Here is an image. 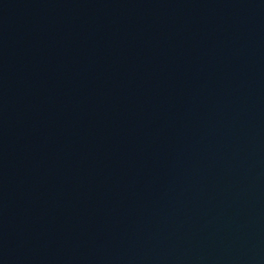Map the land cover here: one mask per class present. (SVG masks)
<instances>
[{
	"label": "water",
	"instance_id": "water-1",
	"mask_svg": "<svg viewBox=\"0 0 264 264\" xmlns=\"http://www.w3.org/2000/svg\"><path fill=\"white\" fill-rule=\"evenodd\" d=\"M0 264H264V0H0Z\"/></svg>",
	"mask_w": 264,
	"mask_h": 264
}]
</instances>
